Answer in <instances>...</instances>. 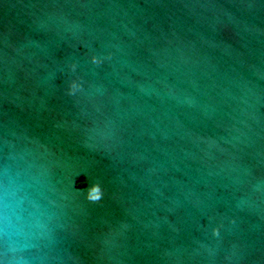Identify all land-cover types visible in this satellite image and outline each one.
I'll return each mask as SVG.
<instances>
[{
  "label": "water",
  "instance_id": "95a60500",
  "mask_svg": "<svg viewBox=\"0 0 264 264\" xmlns=\"http://www.w3.org/2000/svg\"><path fill=\"white\" fill-rule=\"evenodd\" d=\"M0 259L264 264V0H0Z\"/></svg>",
  "mask_w": 264,
  "mask_h": 264
},
{
  "label": "clouds",
  "instance_id": "9594fccd",
  "mask_svg": "<svg viewBox=\"0 0 264 264\" xmlns=\"http://www.w3.org/2000/svg\"><path fill=\"white\" fill-rule=\"evenodd\" d=\"M68 69L71 72H73V73L76 70L75 65H68ZM79 89H80V85H79L78 81H73L72 85H71V93L70 94L75 93ZM94 187H95L96 194L90 196V195H87V191H86L85 192V198L88 199L91 202H98V201H100L103 198V189H102V187H101V185L99 183H96L94 185ZM5 222H6V225H7V222H8V217L7 216H5ZM212 235L213 236H218L219 235V231H218L217 228L213 231ZM0 264H6V262L4 260L0 259Z\"/></svg>",
  "mask_w": 264,
  "mask_h": 264
}]
</instances>
